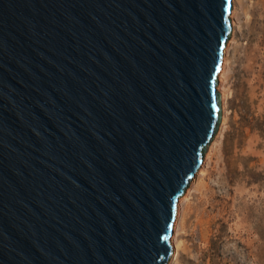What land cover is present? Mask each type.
Listing matches in <instances>:
<instances>
[{"label":"water","instance_id":"water-1","mask_svg":"<svg viewBox=\"0 0 264 264\" xmlns=\"http://www.w3.org/2000/svg\"><path fill=\"white\" fill-rule=\"evenodd\" d=\"M232 0H0V264H169L222 122Z\"/></svg>","mask_w":264,"mask_h":264},{"label":"rangeland","instance_id":"rangeland-1","mask_svg":"<svg viewBox=\"0 0 264 264\" xmlns=\"http://www.w3.org/2000/svg\"><path fill=\"white\" fill-rule=\"evenodd\" d=\"M232 5L222 122L201 164L210 189L199 194L198 173L180 202L169 264H264V0Z\"/></svg>","mask_w":264,"mask_h":264},{"label":"bare ground","instance_id":"bare-ground-1","mask_svg":"<svg viewBox=\"0 0 264 264\" xmlns=\"http://www.w3.org/2000/svg\"><path fill=\"white\" fill-rule=\"evenodd\" d=\"M225 52L226 51H224V54H225ZM223 60H224V62H223L224 64H223L222 70H221V72L219 74L220 75V79L223 78L224 73H225V70H224L225 57L223 58ZM210 176H211L210 173L207 174L204 169H201L200 170V172H199V178L200 179H199L198 184L196 185V190L199 192V194L206 193L210 189V186L208 184H205V181L207 180V177L210 178ZM185 198L183 200H185ZM179 213L180 212H179V208H178L177 220H176V223H175V226H174L175 231H176V226H177V221H178ZM172 243H173V246H174L173 257H176V256H178L180 245L177 243V241H175V238L174 237H172Z\"/></svg>","mask_w":264,"mask_h":264}]
</instances>
